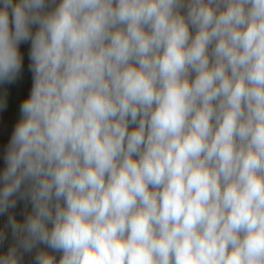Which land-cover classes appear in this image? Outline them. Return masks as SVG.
Segmentation results:
<instances>
[{
    "label": "clouds",
    "instance_id": "9594fccd",
    "mask_svg": "<svg viewBox=\"0 0 264 264\" xmlns=\"http://www.w3.org/2000/svg\"><path fill=\"white\" fill-rule=\"evenodd\" d=\"M0 132V264H264V0H0Z\"/></svg>",
    "mask_w": 264,
    "mask_h": 264
},
{
    "label": "rangeland",
    "instance_id": "374dc122",
    "mask_svg": "<svg viewBox=\"0 0 264 264\" xmlns=\"http://www.w3.org/2000/svg\"><path fill=\"white\" fill-rule=\"evenodd\" d=\"M18 102V98H17V95H16V92L15 90L13 91V101H12V111L14 112L15 110V105L16 103ZM7 136L6 134L0 132V141L2 140H6ZM27 259V258H26Z\"/></svg>",
    "mask_w": 264,
    "mask_h": 264
}]
</instances>
